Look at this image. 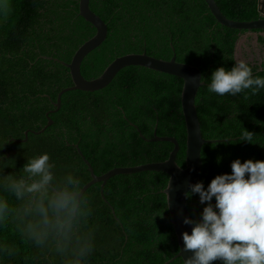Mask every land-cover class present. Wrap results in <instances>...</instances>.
Segmentation results:
<instances>
[{"label": "trees", "instance_id": "1", "mask_svg": "<svg viewBox=\"0 0 264 264\" xmlns=\"http://www.w3.org/2000/svg\"><path fill=\"white\" fill-rule=\"evenodd\" d=\"M215 2L232 19L260 16L257 0ZM88 5L106 23L107 33L80 63L86 79L118 55L145 51L162 59L174 54L177 61L197 66L206 83L215 67L237 61L234 46L246 32L217 22L204 0H89ZM94 30L78 14V0H0V146L8 140L0 155L10 158L5 163L14 159L3 174L47 151L58 169L74 166L85 183L90 174L75 143L93 172L101 174L114 166L165 159L172 143L145 139L153 132L177 139L175 160L184 166L182 79L176 75L124 66L102 88L64 91L55 109L57 92L72 84L68 68L58 60L69 62ZM252 31L262 51L247 62L254 75L264 76L259 71L264 69V28ZM194 103L202 137L230 138L202 144L199 179L205 186L214 175L230 172L237 157L264 159V89L218 97L202 84ZM48 117L51 123L43 127ZM243 128L254 133L257 143L237 139ZM167 179L161 170H143L110 176L103 197L100 182L85 189L96 230L90 264H164L178 251L161 192ZM186 208L191 216L199 214L202 205L195 194L186 199ZM6 234L12 237L11 228ZM14 264H33L22 242ZM165 264L183 262L175 257Z\"/></svg>", "mask_w": 264, "mask_h": 264}, {"label": "clouds", "instance_id": "2", "mask_svg": "<svg viewBox=\"0 0 264 264\" xmlns=\"http://www.w3.org/2000/svg\"><path fill=\"white\" fill-rule=\"evenodd\" d=\"M209 77L207 91L218 97L264 89V76L254 75L243 59L231 67L218 65ZM192 82L205 83L200 77ZM237 139L257 143L244 128ZM9 159L0 155V264H14L18 242L27 247L33 264H90L96 236L93 203L78 169H58L44 151L3 174L5 166L14 165V159L5 163ZM230 169L214 175L207 186L199 180L187 184L185 198L195 194L202 208L182 218L190 225V231L181 232L184 264H264V159L237 157Z\"/></svg>", "mask_w": 264, "mask_h": 264}, {"label": "water", "instance_id": "3", "mask_svg": "<svg viewBox=\"0 0 264 264\" xmlns=\"http://www.w3.org/2000/svg\"><path fill=\"white\" fill-rule=\"evenodd\" d=\"M204 1L216 21L222 25L231 28L244 29L246 31L244 34H253L254 39H257V33L252 30L264 28V0H257V11L260 16L249 20H236L229 18L222 13L215 0ZM88 2L89 0H78V14L94 27V33L75 49L69 62L58 60L68 68L72 84L65 86L57 92L56 100L53 104L56 109L60 104V95L67 90L79 89L83 91H93L102 88L111 81L119 69L128 65L144 66L156 71L176 75L182 79L180 106L185 125L184 166H180L175 160V156L179 148L177 139L171 135H156L155 132H153L154 135L151 138L143 137L140 132L139 135L147 140L171 142L172 147L165 159L160 161L144 162L131 166H114L101 174H95L93 172L89 161L84 157L76 143L74 144V147L87 166L90 174V179L84 183L86 186L85 189L95 182H100V194L102 197V187L104 182L112 175L143 170H161L168 175L166 185L161 192L165 195L168 216L176 237L178 251L171 258L165 261V263L175 257H180L184 264V259L187 253L181 250V232L190 231V225L182 223L183 216L189 215L186 208V198L184 196V192L186 191L187 184L189 182L194 183L198 180L200 181L199 174L202 163L200 149L202 144L208 142L227 141L230 138L208 139L202 137L194 100L198 87L206 83H201L199 85L193 83L192 79L198 77L201 78L199 68L192 64L177 61L174 54H172L169 59H162L149 55L145 51L125 53L113 58L95 77L90 79L83 77L80 72V63L83 57L90 50L99 45L107 33L106 23L99 15L90 9ZM235 47L234 58L237 60ZM51 111L52 110L49 112ZM50 123L51 119L48 117L47 123L43 127ZM131 125L133 124L131 123ZM42 130L43 128L32 131L41 132ZM24 133L26 134L27 130H25ZM25 138L22 140H25Z\"/></svg>", "mask_w": 264, "mask_h": 264}, {"label": "rangeland", "instance_id": "4", "mask_svg": "<svg viewBox=\"0 0 264 264\" xmlns=\"http://www.w3.org/2000/svg\"><path fill=\"white\" fill-rule=\"evenodd\" d=\"M249 37L247 34L241 35L236 41V57L237 60H249L251 57L257 56L256 54L262 50V45L257 44L254 39V35Z\"/></svg>", "mask_w": 264, "mask_h": 264}, {"label": "flooded vegetation", "instance_id": "5", "mask_svg": "<svg viewBox=\"0 0 264 264\" xmlns=\"http://www.w3.org/2000/svg\"><path fill=\"white\" fill-rule=\"evenodd\" d=\"M243 34H244V33H243ZM243 34H240V36L243 35ZM240 36H239V37H240ZM248 36H249V37H252L251 34H248ZM255 42H256L257 44H259V42L257 41V39H255ZM261 51H262V50H260L256 55L259 56V54H260Z\"/></svg>", "mask_w": 264, "mask_h": 264}]
</instances>
